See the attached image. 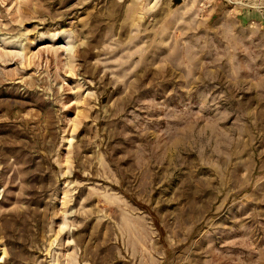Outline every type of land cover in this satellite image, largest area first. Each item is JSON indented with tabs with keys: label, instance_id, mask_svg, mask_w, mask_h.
<instances>
[{
	"label": "rangeland",
	"instance_id": "rangeland-1",
	"mask_svg": "<svg viewBox=\"0 0 264 264\" xmlns=\"http://www.w3.org/2000/svg\"><path fill=\"white\" fill-rule=\"evenodd\" d=\"M0 264H264V0H0Z\"/></svg>",
	"mask_w": 264,
	"mask_h": 264
}]
</instances>
